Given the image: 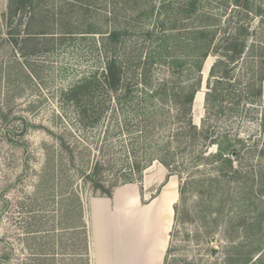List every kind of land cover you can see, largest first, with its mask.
Returning a JSON list of instances; mask_svg holds the SVG:
<instances>
[{"label":"rangeland","instance_id":"obj_1","mask_svg":"<svg viewBox=\"0 0 264 264\" xmlns=\"http://www.w3.org/2000/svg\"><path fill=\"white\" fill-rule=\"evenodd\" d=\"M37 1L40 3L39 9L42 15L36 17L35 20L31 19L34 12L28 8L19 11L12 19L9 18L7 11L5 18L4 14L1 16L0 41H7L9 33L16 34L28 29L39 31L43 25H47L52 19L54 21L65 19L69 23L66 27L75 32L92 29L95 34L86 35L89 38H78L81 37V34H78L71 40L57 41L47 53L32 57L37 63L35 70L39 73L38 79L29 84L22 80L23 85L21 84L16 90H12L9 95V97L12 95L16 97L10 99L11 101L8 100L10 116L20 115L31 126L28 128L25 138L19 140L13 137V134L9 136H4V134L7 131L19 132L22 128V121L10 122V125L4 129L3 121L0 118V257L7 253L8 248H13L10 260L0 262V264L28 263L31 250L34 248L31 245L33 244L32 241L28 239L26 234L30 216L26 210H19L16 207H19L22 202L26 204L35 197H41L37 191L42 180L46 149H48V153H54L56 163L61 159L62 164L68 169L72 188L78 192L84 204V219H86L87 226L89 219L85 207H87L88 201L94 197L86 194V179L83 178V174L88 175L96 161L107 162L110 160L112 168L105 170L104 179L109 181L116 175H119L120 181L129 178L126 172H128L129 161L132 159L131 153L137 151L138 157H141L139 149L140 143L143 141L142 138L138 139L137 142L134 140L139 135L134 128L135 123L128 124L129 132L120 127H111L107 132L109 117L102 119L94 128L86 127L83 130L78 127L74 128L72 123L76 120V113H74L73 103L67 100L65 91L82 77L101 68L102 62L98 49L95 48V43L102 34L115 29H127L128 43L142 46L144 45L142 42L143 33L147 30L156 29L157 23L165 19L166 15L170 17V14L176 13L177 3L186 0ZM233 1L201 0L203 8L217 16L220 14L218 11L227 5V16L224 15L219 18L222 25L218 35L219 41L231 34L233 24L239 18L242 22V19H245L246 22L249 20L251 29L257 33V36L264 39V23H261L263 20L261 21L260 17L255 16L253 18L252 16L247 17L243 13L236 14L233 12L235 9ZM254 2L264 4V0H254ZM161 5L165 6V9H161ZM166 12L167 14H165ZM55 13H61L62 16L55 15L51 18V15ZM176 19H178L176 16L172 18V20ZM17 22L20 23V25L18 24L19 27L16 26ZM195 24L193 19H180L175 23L174 31L177 33L189 29ZM11 30H14V33L10 32ZM99 32L102 34H97ZM4 45L0 48V70L2 73L12 52L10 46ZM144 47L145 51L148 46ZM208 57H210L207 58L209 67L206 68V71L205 68L202 69V103L195 114L192 112L193 122L197 126L201 124L204 117L203 100L208 72L217 59L215 55ZM152 79L157 83L163 79L169 81L171 76L166 66H154ZM175 82L186 83L185 79H179ZM4 99L5 97L1 95L0 112L2 109L5 110ZM261 106H246L245 110L241 111L240 117L231 120L223 117L217 121L216 128L218 131L226 130L230 136L238 135L245 144L244 148L240 150L241 162L237 166L238 171L244 177L242 179L233 178L220 183V194L213 196L212 199H209L207 194H203V192L206 190L207 180L213 177L214 171L209 164L203 163L188 167L186 158L191 150L188 148L183 153L185 157L182 159L179 156L178 158L177 165L181 169V178L175 175L172 179L166 180L167 172L153 162L151 167L142 174V179L139 182L131 183L138 185L142 206L146 205L151 197H154L153 194L158 195L162 189L164 190L167 183L173 182L175 185L173 210L176 207V213L174 211L169 232L165 264H243L246 259H250L252 264H264V193H260L258 190L260 188L258 180L264 176V159L260 160L258 157V152L264 148V132L260 126L262 121ZM249 109L250 111H248ZM94 116L89 117L93 118ZM173 128L168 127V132H158L155 136L152 135V142L156 140V145L159 147L161 144L164 145L167 140L166 137L170 135L169 131ZM55 136H62L74 149L75 154L80 153L76 158L75 167L82 172V176L69 166L67 156L59 148V142ZM7 137L14 139V141L19 140V143H25L27 152L23 153L21 148L7 143ZM210 152H214V148H211ZM187 182L197 184L186 186L184 196L180 197L178 189ZM144 183H147L145 187L148 188L146 196L145 191H143ZM127 185L130 184H123L120 187ZM4 189L8 190L3 192ZM127 189L128 197L131 190ZM49 193L47 192V195ZM3 199L9 201L8 209L4 206ZM36 203L40 204V198ZM52 207L57 208L56 204L51 205L50 210ZM153 208L156 209L157 215L163 213L156 203L153 204ZM54 212H47L45 216L40 212L39 215L44 216L45 221L48 219L49 221L36 228V224L40 223L38 220L43 221V218L39 217L35 222L31 221V230H39L41 233H45L56 229L54 243H58V245L60 243L57 248L58 253L70 255L72 253L71 244H66L69 245L67 248L61 246V243H66L69 236L66 234L60 236L62 234L58 232V219H52V217L57 216ZM114 214H116L115 218L118 225L113 227L112 239L113 243L121 248L124 259L128 254H134L132 247L138 242L139 215L134 210L127 214L120 211ZM260 224L261 231L259 230ZM79 239L80 237L77 236L75 242ZM71 259L67 257L60 264H69ZM118 262L120 264L121 261ZM124 262L126 264L125 260ZM72 264L79 263L76 261Z\"/></svg>","mask_w":264,"mask_h":264},{"label":"trees","instance_id":"obj_2","mask_svg":"<svg viewBox=\"0 0 264 264\" xmlns=\"http://www.w3.org/2000/svg\"><path fill=\"white\" fill-rule=\"evenodd\" d=\"M233 2L235 8L233 12L243 13L252 18L260 17L261 21L263 20L261 23H264V4H256L254 0H234ZM24 8L34 12L32 20L42 15L39 9L40 3L37 0H8L6 11L12 19ZM161 9H165V6L161 5ZM218 12L220 13L218 16L209 13L203 8L201 0L177 3L176 13L173 12L170 17L166 15L165 19L157 23L156 29L143 33L144 45L142 46L128 43L127 29H115L104 34L97 33L102 34L95 43L102 62L101 68L82 77L65 91L67 100L73 103L74 113H76V120L72 126L81 130L86 127L94 128L102 119L109 117L107 132L111 127L125 128L129 132L128 124L134 122V128L139 134L134 140L137 142L142 138L143 141L141 145L139 144L141 157H138L137 151L131 153L132 159L129 161L128 172H126L129 178L124 181L119 180V175L113 176L109 181L104 179V172L112 168V163L110 160L96 161L88 175L83 174V178L86 179L87 196L112 198L113 192L120 185L139 182L143 172L153 162L161 164L166 169V180L175 175L181 178V169L177 163L179 156L182 159L185 157L183 153L187 148L191 149L186 158L188 167L203 163L209 164L214 171L213 177L207 180L206 190L203 192L209 199L220 194V183L244 177L237 169L241 162L240 150L244 148V142L238 135L230 136L226 130L218 131L216 125L220 118L225 117L231 120L240 117L241 111L246 106L262 105L260 126L264 132V39L257 36V33L251 29L249 20L246 22L242 19V22L239 18L233 24L231 34L219 41L218 35L222 26L219 18L227 16V5ZM55 15L62 16L61 13H55L51 15V18ZM3 16L6 17L5 14ZM175 16L178 19L172 20ZM180 19H193L196 24L175 33V23ZM18 24L20 25L17 22L16 26ZM68 24L65 19L57 21L52 19L39 31L28 29L16 34L9 33L7 41H0V48L6 44L13 52L5 63L3 73L0 70L2 74L0 96L5 97L6 104L5 110L2 109L0 112V118L4 129L10 125V122L22 121L19 132L7 131L4 136L13 134L12 136L16 139L23 140L31 126L20 115L10 116L8 100L16 98L13 97L14 95L11 97L9 95L19 85H23L22 80L29 84L38 79L39 73L35 70L37 63L32 57L47 53L57 41L71 40L78 34H81L78 38H89L86 35L95 34L92 29L75 32L66 27ZM10 32L14 33V30ZM146 45L148 48L144 51ZM209 55H215L217 59L208 73L203 100L204 117L201 124L197 126L192 117L193 102L197 92L201 90L202 69ZM154 66H166L172 81L164 79L157 83L153 81ZM179 79H185L186 83L175 82ZM92 115L95 116L90 118L89 116ZM168 127L174 128L169 131L170 135L166 137L165 144L159 147L156 145V140L152 142V135L168 132ZM69 134L71 136L70 132ZM55 137L59 142V148L67 156L69 166L82 176V172L75 167L76 158L80 153L75 154L74 149L62 136ZM6 140L7 143L21 148L23 153L27 152L25 143H19V140L14 141L10 137ZM211 148H214V152H210ZM45 151V165L42 170L41 184L38 185L40 188L37 191L41 194L40 204L36 203L39 198L35 197L29 203L22 202L19 207H16L19 210H26L30 216L26 234L34 248L31 250L27 264H57L59 259L58 264H60L67 257L72 258V263L78 261L79 264H91L89 227L84 219L82 199L72 188L71 177L68 169L62 164V160L56 163L54 153H48V149ZM258 157L260 160L264 159V148L258 152ZM263 178L264 176L258 180L260 193H264ZM194 184L197 183H183L178 189L180 197L184 196L186 186ZM6 190L8 189H4L3 192ZM47 192L51 193L47 195ZM2 201L8 209L9 201L7 199ZM53 204H56L57 208L52 207L50 210L49 207ZM53 211L57 216L52 219H58V232L62 234L60 236L65 234L69 236L66 243H61V246L67 248L69 245L66 244H71L70 255L58 253L57 248L60 243L59 245L54 243L56 229V231L53 229L45 233L31 230V221L35 222L39 217L43 218V221L38 220L40 223L36 224V228H39L40 224L49 221V219L44 220L45 213ZM174 211L176 213V207ZM40 212L44 216H40ZM259 226L261 231V224ZM77 236L80 239L75 242ZM11 252L13 248H8L7 253L0 257V262L9 261ZM167 253L168 250L164 264ZM71 261L69 264H72ZM243 264L252 263L250 259H246Z\"/></svg>","mask_w":264,"mask_h":264},{"label":"crops","instance_id":"obj_3","mask_svg":"<svg viewBox=\"0 0 264 264\" xmlns=\"http://www.w3.org/2000/svg\"><path fill=\"white\" fill-rule=\"evenodd\" d=\"M6 10L7 0H0V20ZM157 164L167 172L161 164ZM147 169L143 173H145ZM172 177L173 176L168 179L170 180ZM145 186H147V183H144L143 187L146 196L148 188ZM127 188L131 190L130 196L128 197L126 194ZM165 188L164 190L162 189L163 192L161 190L158 195L153 194L154 197H151L144 206L140 204L141 197L138 192V185L134 184L116 188L112 198L97 197L88 201L87 207L85 208L89 219L91 264H119L118 261H121L120 264H125L124 260L126 264L164 263L168 248L169 232L174 215L173 205L175 203L174 201L171 212L168 213L167 208L161 204ZM155 203L159 205V208L163 211L162 214L157 215L156 209L154 210L153 208V204ZM133 210L139 215V231H137L138 242L132 247L134 254H128V256L123 259L121 248L114 244L112 239L114 232L113 227L118 225V221L115 218L116 214L114 213L120 211L121 213L127 214L129 211Z\"/></svg>","mask_w":264,"mask_h":264},{"label":"bare ground","instance_id":"obj_4","mask_svg":"<svg viewBox=\"0 0 264 264\" xmlns=\"http://www.w3.org/2000/svg\"><path fill=\"white\" fill-rule=\"evenodd\" d=\"M210 57H208L209 59ZM208 59L207 62L205 63V71L206 68L209 67V63H208ZM204 69V68H203ZM202 103V90L200 92H198L195 96L194 102H193V112L195 114L196 110L199 109L200 105ZM175 185L173 182H170L166 185L165 188V192L162 196V200H161V204L163 206H165L168 210V213L171 212L172 209V205L175 201Z\"/></svg>","mask_w":264,"mask_h":264},{"label":"water","instance_id":"obj_5","mask_svg":"<svg viewBox=\"0 0 264 264\" xmlns=\"http://www.w3.org/2000/svg\"><path fill=\"white\" fill-rule=\"evenodd\" d=\"M206 62V61H205ZM205 62H204V66H203V68H205ZM202 89V88H201Z\"/></svg>","mask_w":264,"mask_h":264}]
</instances>
